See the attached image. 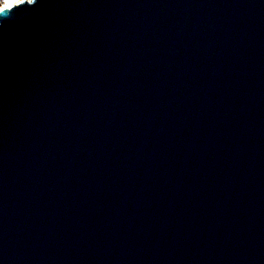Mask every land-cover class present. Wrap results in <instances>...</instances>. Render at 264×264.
I'll use <instances>...</instances> for the list:
<instances>
[{
    "label": "water",
    "instance_id": "water-1",
    "mask_svg": "<svg viewBox=\"0 0 264 264\" xmlns=\"http://www.w3.org/2000/svg\"><path fill=\"white\" fill-rule=\"evenodd\" d=\"M0 264H264V0L0 14Z\"/></svg>",
    "mask_w": 264,
    "mask_h": 264
},
{
    "label": "snow or ice",
    "instance_id": "snow-or-ice-1",
    "mask_svg": "<svg viewBox=\"0 0 264 264\" xmlns=\"http://www.w3.org/2000/svg\"><path fill=\"white\" fill-rule=\"evenodd\" d=\"M37 0H5V7L0 9V14H4L12 9H15L23 3L35 4Z\"/></svg>",
    "mask_w": 264,
    "mask_h": 264
},
{
    "label": "clouds",
    "instance_id": "clouds-1",
    "mask_svg": "<svg viewBox=\"0 0 264 264\" xmlns=\"http://www.w3.org/2000/svg\"><path fill=\"white\" fill-rule=\"evenodd\" d=\"M5 7V0H0V9Z\"/></svg>",
    "mask_w": 264,
    "mask_h": 264
}]
</instances>
